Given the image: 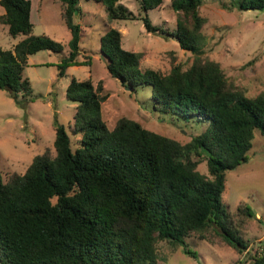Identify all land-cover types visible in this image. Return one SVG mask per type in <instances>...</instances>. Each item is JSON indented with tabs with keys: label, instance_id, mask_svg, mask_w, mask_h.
Returning <instances> with one entry per match:
<instances>
[{
	"label": "trees",
	"instance_id": "obj_1",
	"mask_svg": "<svg viewBox=\"0 0 264 264\" xmlns=\"http://www.w3.org/2000/svg\"><path fill=\"white\" fill-rule=\"evenodd\" d=\"M72 34L59 76L69 68L91 65L80 60L82 27L76 21L78 0H59ZM105 7L108 22L100 53L108 74L132 92L149 86L156 112L189 121H208L200 135L183 143L122 117L111 129L103 104L110 97L103 82L72 79L67 99L77 104L74 122L55 125L53 156L37 155L24 175L3 180L0 169V264H163L160 242L181 244L196 258L186 239L224 242L239 254L249 253L241 235L247 206L235 215L223 202L227 173L248 161L255 131L264 135V94L249 97L226 76L221 64L203 58L207 19L202 0H170L176 30L170 33L149 18L164 0H138L145 16L135 15L123 0H94ZM0 23L13 38V49L0 48V90L16 101L30 98L25 76L29 57L50 51L62 54V43L34 36L31 0H0ZM240 10H264V0H239ZM143 20L148 33L173 37L181 49L196 55L191 66H174L169 74L142 68V53L123 49V35L113 21ZM206 162L208 174L199 170ZM264 264V248L251 254Z\"/></svg>",
	"mask_w": 264,
	"mask_h": 264
},
{
	"label": "rangeland",
	"instance_id": "obj_2",
	"mask_svg": "<svg viewBox=\"0 0 264 264\" xmlns=\"http://www.w3.org/2000/svg\"><path fill=\"white\" fill-rule=\"evenodd\" d=\"M121 4L137 16H145L138 0H123ZM32 6V34L62 43L65 51H42L29 58L25 76L31 82L32 97L20 96L18 103L7 91L0 90V169L6 183L14 174L24 175L34 158L48 148L56 155L55 125L65 126L74 138L69 127L77 104L67 99V88L74 78L92 80L96 86L103 82L110 94L103 104V114L111 129L120 118L130 117L151 131L183 143L208 129V121H187L156 112L149 86L132 92L108 74L100 53L108 17L105 7L94 0H78L80 12L76 16L82 27L80 60L91 58V65L71 67L60 77L59 65L68 54L72 39L61 15L62 4L59 0H32ZM0 9L4 10L1 6ZM200 13L207 19L202 57L220 63L226 76L245 88L249 97L264 94V10H240L239 0H202ZM148 15L154 25L170 33L176 30L177 14L170 0H164L161 8ZM111 26L122 33L124 50L143 54L142 68L169 74L174 66L188 68L196 58L181 49L173 37L148 33L143 20L113 21ZM22 39L23 36H10L8 27L0 24V48L13 49ZM247 157L246 163L227 173L223 202L233 215L240 206L251 209L253 217L240 230L244 239L250 241L249 253L239 254L224 242L213 245L190 237L186 239L187 246L197 257L187 255L181 244L160 242L158 257L163 264H251V254L264 248V135L260 131H255ZM199 170L208 174L206 162L200 164Z\"/></svg>",
	"mask_w": 264,
	"mask_h": 264
},
{
	"label": "crops",
	"instance_id": "obj_3",
	"mask_svg": "<svg viewBox=\"0 0 264 264\" xmlns=\"http://www.w3.org/2000/svg\"><path fill=\"white\" fill-rule=\"evenodd\" d=\"M31 2H32V0H31ZM32 10H33V6H32ZM5 14V10H1L0 9V16H2V15H4ZM1 24V23H0ZM3 25V24H2ZM23 40V39H22ZM20 42V41H19ZM30 58V57H29Z\"/></svg>",
	"mask_w": 264,
	"mask_h": 264
},
{
	"label": "water",
	"instance_id": "obj_4",
	"mask_svg": "<svg viewBox=\"0 0 264 264\" xmlns=\"http://www.w3.org/2000/svg\"><path fill=\"white\" fill-rule=\"evenodd\" d=\"M101 57H102V59H103V56H102V55H101ZM126 89L129 90V91L131 90L129 87H127Z\"/></svg>",
	"mask_w": 264,
	"mask_h": 264
}]
</instances>
